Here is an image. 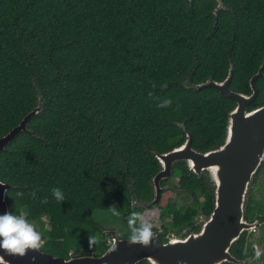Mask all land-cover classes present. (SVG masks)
<instances>
[{"label": "trees", "instance_id": "trees-1", "mask_svg": "<svg viewBox=\"0 0 264 264\" xmlns=\"http://www.w3.org/2000/svg\"><path fill=\"white\" fill-rule=\"evenodd\" d=\"M223 2L217 10V0H0V138L38 106L40 94L43 102L29 131L0 152V180L11 185L10 211L40 221L43 251L103 254L111 236L95 213L115 204L128 228V215L145 211L134 205L135 193L146 203L154 197L152 179L161 169L155 152L181 145L186 130L201 152L224 143L236 101L214 87L188 85L222 81L233 64L230 88L252 93L250 79L264 64V0ZM153 83L171 107L158 108L149 97ZM256 84L248 110L264 105V74ZM176 164L197 193L200 180ZM204 184L203 203L178 209L164 195L144 213L152 222L191 224L199 210L214 208ZM54 187L64 192L62 203ZM17 191L24 195L15 201ZM248 211L264 222V201L252 191ZM94 233L100 243L90 248ZM245 236L232 246L239 256Z\"/></svg>", "mask_w": 264, "mask_h": 264}, {"label": "water", "instance_id": "water-1", "mask_svg": "<svg viewBox=\"0 0 264 264\" xmlns=\"http://www.w3.org/2000/svg\"><path fill=\"white\" fill-rule=\"evenodd\" d=\"M217 10L224 8L223 0H217ZM234 66L231 64L228 76L222 81L209 79L205 82L192 84L197 89L214 87L220 93L236 101V107L230 112L227 134L224 143L218 148L201 152L192 146L193 135L186 130V140L173 149L155 152L161 165L160 171L153 177L154 199L142 206L152 207L159 203L161 194L169 187L161 185L163 180L173 175V167L181 160L187 161L190 169L200 175L208 170L215 185V206L213 211L202 218L199 231L163 242L156 233L154 246L142 247L129 245L127 238H120L116 230H105L112 235V243L101 255L86 254L69 258L51 253L29 252L25 257H13L0 250L1 264H222L243 261L232 255L231 247L249 230H255L259 220L250 222L246 218L250 199L251 182L256 180L258 172H262L264 164V105L248 110L249 104L259 94L257 79L264 74V64L250 79L251 94L239 93L230 88ZM43 109L42 95L38 106L30 111L18 126L0 138V152L21 131H29L28 123L32 117ZM2 181V180H0ZM3 182V181H2ZM0 185V215L10 211L7 195L11 185ZM131 189L135 191L133 185ZM136 203H139L137 196ZM116 245L117 251H110Z\"/></svg>", "mask_w": 264, "mask_h": 264}, {"label": "clouds", "instance_id": "clouds-1", "mask_svg": "<svg viewBox=\"0 0 264 264\" xmlns=\"http://www.w3.org/2000/svg\"><path fill=\"white\" fill-rule=\"evenodd\" d=\"M157 85L152 84L153 91L148 93L149 97L158 101V108H169L172 105V100L168 98H160L155 96V89ZM160 88H167V83L161 84ZM179 105H177V110ZM0 185H6L0 181ZM9 192L6 191V195ZM51 193L53 198L62 203L66 200L64 192L60 188H52ZM22 191H17L16 198L23 197ZM29 195L35 199L36 190L34 189ZM48 198L41 199L42 204H47ZM109 211L113 216L119 217L121 215L120 210L113 204L109 208ZM127 227L129 235L127 237V243L131 245H140L142 247L154 246L156 242V233L154 232V224L151 219L141 211H132L127 217ZM89 247L92 248L100 243L99 237L94 233L89 236ZM46 245V239L43 233L39 231L36 225L29 221L24 214L13 213L8 211L3 215H0V250L6 255L13 257H25L30 251L41 252ZM118 248L114 245L110 251H117ZM264 256V251L260 248H256L254 251V258L260 260Z\"/></svg>", "mask_w": 264, "mask_h": 264}, {"label": "flooded vegetation", "instance_id": "flooded-vegetation-1", "mask_svg": "<svg viewBox=\"0 0 264 264\" xmlns=\"http://www.w3.org/2000/svg\"><path fill=\"white\" fill-rule=\"evenodd\" d=\"M178 163L180 165H183L185 168L188 169L190 177L198 178L200 180V189L197 191V193H195L193 190H191L189 187H187V186H185L183 184V181L180 179V176L177 175L179 170L176 168V166H174L173 167V175L170 178H168L166 180H163L162 183H161V185L163 187L168 186L169 188L162 192L160 201H159V203L157 205L152 206V207L142 206L141 203L144 202V201H142L140 199V197H139V195L137 193H135V197L136 198L134 200V205L135 206L139 205L140 207H142L145 210L144 212H147V211L149 212L150 209L155 208L158 205L162 204L161 203L162 202V196L168 195L171 198V202L173 204H175L178 209H184V208H187V207H191V206L196 205V203H203L206 200V195H205L206 191H205L204 182L207 183V186L209 187V191L212 188L213 194L215 196V189L216 188H215V185H214V180H213V178L210 175V172L208 170H204V171H202V173L200 175H198V174H196L195 172H193L190 169L189 164L187 163V161L181 160ZM260 173L256 177L257 179L259 178ZM257 179H256V182H257ZM152 181H153V179H152ZM152 186H153V191H154L153 183H152ZM210 193H212V192L210 191ZM137 196H138V199H139V203H136ZM154 196H155V193H154ZM153 199H154V197H153ZM151 201H149L148 203H150ZM144 203L148 204L146 202H144ZM214 206H215V203H214ZM248 212L246 213V218H247L248 221L253 222L255 220H259L260 223L258 224V227L261 226L264 223L257 217H254L252 219V215L248 214ZM207 215H209V214H207ZM207 215L204 214V212L202 210H199V214L195 216V218H194V220L192 221L191 224H182V225H179V226L173 225V223L171 221V218L169 220L166 219L165 221L164 220L163 221L158 220V221L153 222L154 231H160V233L158 235V238L161 241H163V242H168L170 239L178 238L180 236L184 237L186 235H189V234H192V233H195V232L199 231L200 228H201V225L198 222L202 218L206 217ZM157 222H162V224L160 226H155V224ZM170 222H171V224H170ZM107 230H111V229L107 228ZM255 230H249V231H246V232L243 233V234H246V236H245V238H246L245 241L246 242H245V245L243 246V253H244L243 256H239L236 253H234L232 251V247H231L232 255H234L238 259L242 260L243 264H248L251 261L255 260L254 251H255L256 248H259L258 247L259 245H254L252 247H251V245H246L247 244L248 235L251 232H254ZM109 235L111 236L110 242L112 243V235L111 234H109ZM118 235L121 238L119 233H118ZM229 263L237 264V263H234V262H223L222 264H229Z\"/></svg>", "mask_w": 264, "mask_h": 264}, {"label": "rangeland", "instance_id": "rangeland-1", "mask_svg": "<svg viewBox=\"0 0 264 264\" xmlns=\"http://www.w3.org/2000/svg\"><path fill=\"white\" fill-rule=\"evenodd\" d=\"M250 190L256 195V198L258 201H264V169L262 170V172L259 175V178L257 179V182L255 180L251 182V186H250ZM95 219L102 224L106 230L107 228L109 229H114L116 230L117 233L119 234H125L126 230L128 231V228H126L120 218L113 216L111 214V212H102V211H97L95 213ZM45 223H46V227H49V225L47 224V219H44ZM40 221L34 222L37 223L36 227L39 231H41L40 229ZM162 224V222H157L155 224V226H160ZM123 225V226H122ZM264 223L259 226L254 232H251L248 237H247V244L246 245H259L258 247L264 251ZM248 264H264V256L261 257L260 260H253Z\"/></svg>", "mask_w": 264, "mask_h": 264}]
</instances>
